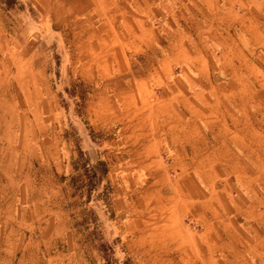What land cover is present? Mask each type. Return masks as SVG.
<instances>
[{
  "label": "crops",
  "instance_id": "0c3cea01",
  "mask_svg": "<svg viewBox=\"0 0 264 264\" xmlns=\"http://www.w3.org/2000/svg\"><path fill=\"white\" fill-rule=\"evenodd\" d=\"M35 1L75 77L115 86L89 119L133 264H264V0ZM19 163L0 157V264L83 261Z\"/></svg>",
  "mask_w": 264,
  "mask_h": 264
},
{
  "label": "rangeland",
  "instance_id": "374dc122",
  "mask_svg": "<svg viewBox=\"0 0 264 264\" xmlns=\"http://www.w3.org/2000/svg\"><path fill=\"white\" fill-rule=\"evenodd\" d=\"M49 9L0 0V157L19 158L13 170L36 186L42 220L57 222L58 250L73 247L84 259L71 264H133L119 229L124 214L115 209L120 182L109 176L114 167L89 119L92 100L115 86L75 77L73 38L57 35L63 22Z\"/></svg>",
  "mask_w": 264,
  "mask_h": 264
}]
</instances>
